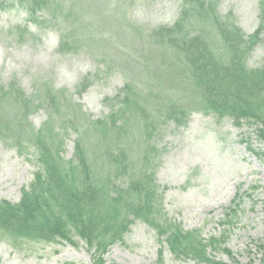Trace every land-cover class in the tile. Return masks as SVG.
<instances>
[{
    "label": "trees",
    "instance_id": "obj_1",
    "mask_svg": "<svg viewBox=\"0 0 264 264\" xmlns=\"http://www.w3.org/2000/svg\"><path fill=\"white\" fill-rule=\"evenodd\" d=\"M9 2L27 7L33 24L43 12L60 25L73 16L71 9L55 7L51 0ZM3 4L6 0L0 2V8ZM259 11L256 30L245 36L231 13L219 14L215 2L182 0L175 22L150 33L154 44L170 51L172 59L170 64L162 61L158 81L168 84L166 91L175 95L161 97L157 93L162 88L154 92L152 86V93H144L141 85L132 81L133 87L125 81L110 100L112 109L105 119L88 121L64 91L45 86L43 98L31 99L15 84L6 90L0 88V137L19 152L32 149L37 167L17 203L0 199V240L16 250L29 243L74 245L77 240L91 253L92 264H103L108 248L122 243L130 226L139 220L155 232L160 259L167 251L178 261L226 264L209 253L221 250L231 264H239L223 248L224 233L219 240L204 241L198 231H184L165 217L161 198L166 187L156 183L150 142L158 126L166 122L181 126L194 112L227 119L238 129L253 125L257 140L264 142V64L247 66L254 48L264 42V0L259 2ZM65 30H59V50L73 52L82 41V33L69 31V26ZM88 87L84 78L77 96ZM40 103L46 108L47 120L34 131L27 119ZM132 121H139L141 128L133 140ZM71 133L76 137L72 156L66 160L64 136ZM90 136H96L99 151L92 157L86 146ZM247 140H243L247 151L258 156ZM133 144L138 153L143 147L136 160ZM237 203L234 200L226 210V218L232 217ZM258 252L264 264V241Z\"/></svg>",
    "mask_w": 264,
    "mask_h": 264
},
{
    "label": "rangeland",
    "instance_id": "obj_2",
    "mask_svg": "<svg viewBox=\"0 0 264 264\" xmlns=\"http://www.w3.org/2000/svg\"><path fill=\"white\" fill-rule=\"evenodd\" d=\"M51 1L55 7L72 10L73 16L65 19L67 26L59 21L56 24L43 12L32 31L27 23H16L5 15L13 7L9 0L0 8V88L6 90L15 84L31 99L43 98L45 86L64 91L88 121L107 117L112 109L110 100L125 81L141 85L144 93L162 88L159 96L175 95L166 91L168 84L163 86L158 81L162 61L170 64L172 59L170 51L154 44L150 33L175 22L182 0ZM210 1L215 2L220 15L231 13L245 36L256 30L260 0ZM68 26L69 31L82 33V41L73 52H61L59 30L63 32ZM263 64L261 42L252 51L247 66L258 68ZM84 78L89 87L78 97ZM168 100L162 101L166 104ZM6 112L12 113L8 107ZM27 120L34 131L38 130L47 120L44 104L35 106ZM130 125L133 140L141 128L139 121ZM75 137V133L64 136L66 160L72 156ZM257 138L253 125L238 129L227 119L194 112L181 126L173 122L158 126L150 142L156 183L166 187L161 198L165 217L180 224L184 231H198L204 241L219 240L224 233L223 248L239 264H262L258 245L264 241V143ZM245 139L258 156L247 151ZM86 146L91 157L99 154L96 136H90ZM142 151L143 147L139 153ZM132 152L138 154L136 160L140 154L135 144ZM36 169L32 149L19 152L0 137V199L18 202L21 189L31 182ZM255 185L258 190H251ZM236 193L239 201L235 212L226 218L224 210ZM209 253L231 264L221 250ZM161 256L155 232L135 220L123 242L109 247L102 260L103 264H194L175 260L167 251ZM0 264H92V259L83 242L77 240L74 245L23 244L20 250L0 240Z\"/></svg>",
    "mask_w": 264,
    "mask_h": 264
},
{
    "label": "clouds",
    "instance_id": "obj_3",
    "mask_svg": "<svg viewBox=\"0 0 264 264\" xmlns=\"http://www.w3.org/2000/svg\"><path fill=\"white\" fill-rule=\"evenodd\" d=\"M5 15L10 17L16 23H27L29 29L32 31L36 30V25L31 23L29 19L31 13L28 11L27 7H22L19 3H16L13 7L7 9Z\"/></svg>",
    "mask_w": 264,
    "mask_h": 264
}]
</instances>
